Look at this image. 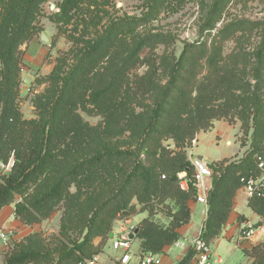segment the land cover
<instances>
[{
    "label": "trees",
    "instance_id": "obj_1",
    "mask_svg": "<svg viewBox=\"0 0 264 264\" xmlns=\"http://www.w3.org/2000/svg\"><path fill=\"white\" fill-rule=\"evenodd\" d=\"M47 1L0 0V164L15 160L0 179V212L20 196L16 218L31 226L61 209V237L48 243L32 234L6 254L4 264L90 260L102 251L103 243L95 241L109 237L114 220L132 210L134 199L151 215L156 201L177 206L168 227L150 217L140 225L142 253H163L183 237L181 229L191 221L189 203L195 201L194 190L185 192L179 184L180 173L192 172L183 149L216 121L239 120L245 136L252 132L253 150L238 161L224 159L229 163L224 169L212 165L217 175L203 230L210 246L233 212L243 179L257 175V161L264 156V32L255 54L226 57L216 42L210 48L207 42L186 43L179 57L160 62L165 84L155 80L152 66L136 88L126 83L128 72L147 44L166 37L148 36L131 47L122 39L147 18L111 19L113 0H64L57 18L62 27L70 26L66 37L72 48L57 59L48 87L33 99L37 118L25 120L19 108V48L37 34L34 22ZM228 1L211 0L205 23L210 30ZM263 25L243 20L221 33L234 37ZM80 111L102 121L91 126ZM164 140H172L176 150L168 151ZM248 206L264 220L263 196L250 198ZM193 256L190 249L177 264H188ZM254 256L255 264H264V251Z\"/></svg>",
    "mask_w": 264,
    "mask_h": 264
},
{
    "label": "rangeland",
    "instance_id": "obj_2",
    "mask_svg": "<svg viewBox=\"0 0 264 264\" xmlns=\"http://www.w3.org/2000/svg\"><path fill=\"white\" fill-rule=\"evenodd\" d=\"M63 2L64 0H49L41 5L40 12L34 22V26L38 29L37 34L30 42L23 44L19 48L22 59V84L20 87L19 108L25 120L37 118L33 99L48 87L47 78L52 72L57 59L67 54L72 48V43L66 37L70 26L62 27V23H59V18H57ZM51 4L55 5L54 10H51ZM210 5L211 0H159L158 3L154 0H113L112 7L108 9L111 19L112 17L120 19L147 18L139 26L133 28L132 33L125 35L122 39L128 42L131 47H134L143 38L148 36L162 35L166 37L165 42H163L164 40H156L146 45L140 53L139 60L134 62L135 64L128 72L126 83L131 86L135 85V83L141 81L149 73L152 66H155L157 70L155 80L165 84L168 81V77L166 72L160 69V62L163 58H170L173 54L179 57L186 43L207 42V46L210 48L216 42L222 46L223 55L226 57L233 52L237 53L240 51L255 54L263 41L264 25L243 34L238 32L234 37L223 35L221 31L227 25L243 20L249 21L252 24L264 23V0H229L223 6L221 15L216 20L212 30L206 27L205 24ZM107 22L108 18L105 19L104 23ZM42 34L49 37V43L41 41L40 37ZM223 37L227 39L225 42H222L221 38ZM32 44L34 45L32 46ZM129 53L130 50H127L126 54L128 55ZM71 58L70 63H72ZM252 62H254V58ZM203 70V75H205L206 70ZM252 83L255 84L253 81ZM80 115L91 126H96L102 121L101 116L98 114L91 115L80 111ZM218 132L221 134H218ZM251 135L252 132L249 136H245L242 130V123L239 120L233 124L222 120L221 122H217L210 132H201L196 135L192 143L183 149V152L186 154L187 159H189L190 155L196 158L203 156L211 165L224 169L229 163L215 162L222 161L226 157H229L228 161L231 162L246 158L253 150ZM197 137L198 143L194 146V141ZM227 140L232 142V146H230V143L228 144L230 147L226 145ZM163 146L170 152L176 150V146L172 140H164ZM259 156L257 155L256 157ZM144 157L142 156V158ZM4 176L0 172V179ZM21 201L22 198L16 196L15 202L10 206L16 209V204ZM192 202L189 203V206ZM130 206L133 208L126 211L127 215L123 213L114 220L111 233L116 232L121 223H129L131 227H134V232L136 229H139L140 232L141 223L149 217L160 227L166 228L171 223L170 212L178 210L171 200L153 203L154 214L152 215L149 211L143 210L144 206L140 205L136 199L131 202ZM248 214L251 215L250 212ZM62 216L63 212L59 209L50 218L31 226L19 220L25 231L20 232L21 235H19V232L14 231L11 234L8 245L4 244L1 240L4 248L2 251L3 261L6 254H9L15 245L32 234H40L48 243H52L57 238H60ZM207 218L208 215H204V226ZM242 218L243 221L241 222ZM248 221L254 225L256 235L251 240H239V234H237L238 240L235 238L231 241H223L216 251L212 246L211 251L214 257H221L225 264H255L257 262L254 255L264 251V220L261 219L258 222H253L243 216H239L237 222L242 224ZM137 237L138 235L133 240L132 247V254L135 258L143 254L141 241ZM187 237L185 234L181 240ZM111 240L109 235L104 242L102 239L95 241L96 245L103 243L102 251L98 254L101 257L102 263H109L121 256V252L113 249ZM244 251H247L248 255ZM171 253L181 255L183 252L174 246L171 248ZM212 259L210 264H214Z\"/></svg>",
    "mask_w": 264,
    "mask_h": 264
},
{
    "label": "built area",
    "instance_id": "obj_3",
    "mask_svg": "<svg viewBox=\"0 0 264 264\" xmlns=\"http://www.w3.org/2000/svg\"><path fill=\"white\" fill-rule=\"evenodd\" d=\"M196 140L194 141V146ZM189 161L192 166L190 176L187 171L179 174L180 188L189 192L190 189L194 190L195 202L204 206L205 215L209 211V195L213 188V178L215 171L210 163L206 160L192 157L190 155ZM15 160L12 156L8 163H1L0 170L4 175L12 171ZM257 175L248 179H243L244 185L242 190L250 199L256 195L264 197V156L260 157L257 161ZM16 218V215H15ZM204 225L201 226L198 234L191 242L180 240L175 243V247L184 250L186 253L193 249L194 256L188 264H210L212 259L211 247L203 239ZM134 234V227L129 223H121L116 232L113 233L112 246L115 251L121 252V256L114 259L109 263H102L99 255L87 260L81 264H161L159 254L143 253L140 257L135 258L132 254L133 240L131 235ZM239 240L252 239L256 233L254 225L249 222L240 224L239 227ZM11 234L0 232V239L4 244L8 245L10 242ZM185 253V254H186Z\"/></svg>",
    "mask_w": 264,
    "mask_h": 264
},
{
    "label": "crops",
    "instance_id": "obj_4",
    "mask_svg": "<svg viewBox=\"0 0 264 264\" xmlns=\"http://www.w3.org/2000/svg\"><path fill=\"white\" fill-rule=\"evenodd\" d=\"M33 45L34 44H32V46ZM217 122H221V121H216L214 126L216 125ZM223 123L227 124L225 122ZM218 134H221V133L218 132ZM198 137L196 139V144L198 143ZM229 143L231 144L230 146H232V142L230 140H227L226 145L229 146L228 145ZM198 158L200 159V156ZM228 158L229 157H226L225 159H228ZM202 159L206 160L205 157L203 156H202ZM219 162L221 161H218L215 163H219ZM248 203H249V198L247 197L246 193L242 189H240L236 193L235 198H234L233 212L231 213V216L226 226L224 227L221 236L211 243L210 245L211 248L213 246L216 251L219 249V245L222 244L223 241H231L235 238L236 240H238L237 234L239 232L240 224L237 221H238L239 216H243L253 222H258L259 220H261L260 217L257 214H255L251 208H249ZM190 207H191V213H192L191 221L188 225H186L185 227L181 229V234L183 236H185L186 234V237L188 236L187 238H184V240L187 242H191L194 239V237L197 235V232L200 230L201 226L204 223L203 219L205 215L204 206L196 203L195 201H193L190 204ZM249 212L251 215L248 214ZM14 231L19 232V235H21L20 232L22 231L24 232L25 228L22 226L19 220L15 218V208L13 206L4 207L0 212V232L12 234ZM172 247H174V245L167 247L163 253L159 254L160 259H161V264H177L184 257L186 253L184 250L180 249L182 250L183 253L181 255L180 254L178 255L175 253H171ZM3 250L4 248H3V245L0 239V264H4V261L2 258ZM212 258H213L212 260L214 261L213 262L214 264H225L224 260L221 257H216V256L214 257V254H212Z\"/></svg>",
    "mask_w": 264,
    "mask_h": 264
},
{
    "label": "water",
    "instance_id": "obj_5",
    "mask_svg": "<svg viewBox=\"0 0 264 264\" xmlns=\"http://www.w3.org/2000/svg\"><path fill=\"white\" fill-rule=\"evenodd\" d=\"M55 9V5L51 4V10H54ZM41 41L43 43H49L50 42V39L47 35L45 34H42L41 37H40ZM200 159H202V157L200 156ZM124 215H127V212H124ZM139 233V229H136V231L134 232V234L131 235V240H134L135 237L138 235ZM110 238L112 239L113 238V233L110 234Z\"/></svg>",
    "mask_w": 264,
    "mask_h": 264
}]
</instances>
